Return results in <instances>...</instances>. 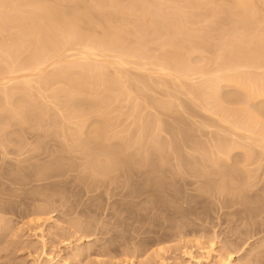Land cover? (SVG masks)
I'll use <instances>...</instances> for the list:
<instances>
[{
    "label": "rangeland",
    "instance_id": "obj_1",
    "mask_svg": "<svg viewBox=\"0 0 264 264\" xmlns=\"http://www.w3.org/2000/svg\"><path fill=\"white\" fill-rule=\"evenodd\" d=\"M65 1L56 15L93 17L78 15L81 35L109 65L74 88L90 77L78 70L91 63L84 35L41 67L37 48L21 51L24 31L9 52L20 23L0 39V264H264V0H250L245 23L234 0H102L110 30L101 2ZM113 29L127 55L99 45Z\"/></svg>",
    "mask_w": 264,
    "mask_h": 264
},
{
    "label": "bare ground",
    "instance_id": "obj_2",
    "mask_svg": "<svg viewBox=\"0 0 264 264\" xmlns=\"http://www.w3.org/2000/svg\"><path fill=\"white\" fill-rule=\"evenodd\" d=\"M33 1H34V0H32V2H33ZM41 1H43V0H41ZM41 1L39 0L38 2H36V0H35V4H36V6H34V4H33L34 2L32 3V5H33V6H32L31 3H30V0H29V1H27V0H0V9H1V10H0V18H1V17H2V18L4 17L3 20H5V19H7V17H8V19H9V20H5V21H8V22H9L8 24H7V23H4L5 27H6V24H7V27H6V28L3 26V24H2L3 22L1 23L2 18L0 19V25L2 24V25L0 26V27H1V28H0V32H1L0 35L3 34V35H2V36H3V39H2V36H0V37H1L0 39H1L2 41H4L5 38L7 37V36L5 37V34H6V33H8V34L11 33V32H8V30L10 31V30L12 29L11 26L14 25V26L16 27V29H17V26H18V25H16L15 23H20V24H19V27H20V28H18V29H19V31H18L19 33H20V30H21L20 36H19V33L15 34V35L18 36L17 38H19V37H21V38L16 39V38H15V35H12V34L9 36V37H11V38L8 37L10 40H9L8 38H6V40H7L10 44H12V46H13L14 48H18V50H15V49L11 46L12 50H14V51L10 50L9 52H12V53H18V52L20 51L19 47H20L21 43H23V41H21V43H18V42L20 41V39H21V40H24L25 37H23V36H29V35H30V39H32L31 37H33V40H36L37 42H39V43L41 44V46H39L40 49H41V51H40V50L38 51V46H37V44H36L37 42H34V41H33V42H34V43H33V42H30V41H29V42L27 43V40H30L29 37H28V39L25 38L24 41L26 42V46H24V45L22 44L24 47H22V45H21V48H22L21 51L23 50V48H24V50H26L25 47H27L28 44H30L32 48H33V47H34V48H37L36 50H37V52H39V53H38L39 55L36 54V53H37L36 50H35V52H34V51H33L34 49H32L33 53H35L34 55H37V56H38L37 59H38L39 61H42V62H40V63H39V61H38V64H39V65H37V67H38V66L41 67V66H43V65L47 62V61H46V57L49 58V59H47V60H49V61H50L51 58H53V57L58 58V57H57L58 54H59L58 56H60V57L62 58L61 54H63V53L60 54V52H63V51H65V50H67L66 44H67V43H68V44H71V43H73V42L79 40V39L82 38V36L85 34V33H84L83 35H81V34L83 33V32H81V30H83V28H84L83 21H84L85 24H87V25H88V24H91L92 22L94 23V20H93L94 18L91 17V16L89 15L90 19L93 18L92 20H90L89 17H88V15H87L88 13L85 15L84 12H82V14L85 15L84 17L87 16V17H86V18H88L87 20H85L84 17H83L84 20H83V19H78V20H77L78 15H79V18H82V16H81L82 14L79 13V14L77 15V18L75 19L76 21H74V20L72 21V20H71V22H73V23H71L70 21H69L70 23L67 22V21H66L67 19H65V21H66V22H65V21H63L64 16H60L61 14L58 15V16L56 15V14H59L58 11H61V10H62V9H61L62 7H60V5H61L62 3H59V2L62 1V0H59V2H55V1H54L55 4H60V5H59L60 10H57V11H56V8H58V5H55V4H54V5H52V6H53V7H52L51 4H50V5L48 4V5H49V6H48V5H45L46 2L41 3ZM44 1H45V0H44ZM56 1H57V0H56ZM64 1H65V0H64ZM66 1H67V3H69L71 0H69V1L66 0ZM66 1H65V4L68 5V4L66 3ZM97 1H98V2H101V5H102V6L100 5V3L97 4V2L95 3L94 6H95V7H96V6H98V7L100 6V7H99L100 10H101V9L103 10V6H104L103 4H104V2H103L102 0H101V1L97 0ZM234 1H235L236 6H237L236 8L239 9V12H238V13H241V12H242V16H243V17H242V18H243L242 21L246 19V20L249 22L250 17L252 18V16H249V15L251 14V13H249V10H250V0H234ZM253 1H254V0H253ZM253 1H251V3H252V8L255 7V6L253 7ZM27 2H29V3H27ZM73 2H75V0H74ZM76 2H77V1H76ZM71 3H72V1H71ZM26 4L28 5V7H29V6H32L31 8H33V9L30 8L32 11H27L29 8L27 7ZM46 4H47V3H46ZM52 4H53V3H52ZM65 4H64V5H65ZM24 5L26 6V9H25V6H24ZM64 5H63V6H64ZM22 6H23L24 8H22ZM55 6H56V7H55ZM19 7H20L21 9H23V10H22L23 13H22V11H18V10H20ZM34 7H35V8H34ZM54 7H55V8H54ZM98 7L94 8V10L96 9L94 12H96L97 10L99 11V8H98ZM27 8H28V9H27ZM97 8H98V9H97ZM118 8H119V9H118ZM2 9L5 10V12H3ZM13 9L16 11V13H17V11H18V16H17V14L14 12ZM30 9H29V10H30ZM58 9H59V8H58ZM117 9L119 10V11L117 10L119 13H120V12L126 13V14H122V13H121V15H127V11H126V10H127L128 8H123V7H119V6H118ZM120 9H121V10L123 9V10L121 11ZM8 10H9V11H10V10H11V11L13 10V12H11V13H13V14L15 13V14L13 15L14 17L11 15V13H10ZM24 10H25V11H24ZM124 10H125V11H124ZM144 10H145V9H142V10H140V11H141V13H142L145 17H147V18H145V19L147 20V19H149V18H148L149 14L146 12V10H145V11H144ZM240 10H242V11L240 12ZM1 11H2V12H1ZM7 11H8V12H7ZM34 11H36V14H35ZM98 11H97L96 14H94V15H97V14H98V16H99V13H100V16H101V11H100L99 13H98ZM129 11H131V10L129 9ZM142 11H143V12H142ZM250 11H254V12H255L256 10H255V8H254V9H251ZM6 12H7V14H6ZM25 12H26V14H25ZM29 12H31V13L29 14ZM32 12H34V13H32ZM57 12H58V13H57ZM102 12H103V11H102ZM256 12H257V11H256ZM2 13H5L7 16L4 15V14H2ZM27 13H28L29 16H31V17H32V14H33V16L36 15L35 17L37 18L38 21H37L36 19H32V20H33V22H32V20H30L31 17L27 16ZM60 13H62V12H60ZM104 13H105V12H104ZM104 13H102V14H104ZM130 13H131V12H130ZM130 13H128V14H130ZM9 14H10L11 16H10ZM21 14H22L23 17H20ZM80 14H81V15H80ZM105 14H106V13H105ZM145 14H146V15H145ZM243 14H244V15H243ZM253 14L255 15V13H253ZM8 15H9L11 18L13 17L12 19L16 18V16L18 17V19H19V18H20V19L18 20V19L16 18V19L18 20V22H16V19L12 20L11 18H9ZM106 15H107V14H106ZM147 15H148V16H147ZM238 15H239V14H238ZM5 16H6V18H5ZM26 16H27L28 18H26ZM59 16H60V18H61V17H63V18L60 19V18H58ZM80 16H81V17H80ZM100 16H99V19H100V18H103L102 16H101V17H100ZM103 16H104V15H103ZM109 16H110V15H109ZM46 17H47V18H46ZM96 17H97V16H96ZM121 17H122V16H121ZM29 18H30V19H29ZM32 18H33V17H32ZM43 18H45L44 21L47 20V19L49 18V20H47L48 22L45 21L47 25H46L45 22L42 20ZM97 18H98V17H97ZM107 19H108V18H107ZM107 19H106L105 16H104L103 20H105V21H104L105 23H106ZM239 19H240V18H239ZM34 20H35V22H36V21H37V22L34 23ZM40 20H41V21H40ZM80 20H81V22H82V23H80V26H81V24H82V29H81V27L79 26V23H78V22H80ZM82 20H83V21H82ZM89 20L92 21V22H91V23H87V22H90ZM100 20H101V19H100ZM100 20H98V21H99L100 23H102L103 20H101L102 22H101ZM10 21H11V22H10ZM12 21H13V23H14L13 25L10 24V23H12ZM14 21H15V22H14ZM39 21H40V22H39ZM86 21H87V22H86ZM247 21H246V22H247ZM254 21H255V20H253V22H254ZM96 22H97V21H96ZM104 22H103L102 24H105ZM240 22H241V21H240ZM243 22H244V21H243ZM248 22H247L246 26H248ZM29 23H33V24H29ZM37 23H38V24H37ZM48 23H49V24H48ZM107 23H108V21H107ZM107 23H106L105 27L108 25ZM241 23H242V22H241ZM244 23H245V22H244ZM34 24L39 25V27H38V26H35ZM109 24H111L112 28L115 27V26H113L114 23L112 24V16H111V18H110V22H109ZM253 24H254V23H252V22L249 23V26H248V27H250V25H253ZM20 25H21V26H20ZM30 25H32V26H30ZM114 25H115V24H114ZM2 26H3V28H5V30L2 28ZM8 26H9L10 28H8ZM14 26H13V27H14ZM29 26H30L31 28H30ZM15 27H14V28H15ZM79 27H80V28H79ZM107 27H108V26H107ZM7 28H8V29H7ZM22 28H23V29H22ZM35 28H36V29L38 28V32H36V33H34ZM108 28H109V29H108ZM108 28H107V30H110V27H108ZM112 28H111V29H112ZM2 29H3V30H2ZM29 29H30V30H31V29H34V31L32 32L33 34L30 33ZM80 29H81V30H80ZM115 29H116V31H118V30H117V29H118L117 27H116ZM115 29L112 30L113 32H112L111 34H110L111 31H110L108 34H109L110 36H112V34H113L114 32L117 34V32L114 31ZM123 29H124V30H123ZM6 30H7V32H4V31H6ZM119 30H120V29H119ZM23 31H24V33H23V36H22V32H23ZM121 31H126V29H125V28H121ZM2 32H3V33H2ZM118 33H119V32H118ZM6 35H7V34H6ZM89 35H90V34H88V36H89ZM119 35H120V34H117V36H116V35H113L112 37H114V39H113V38H107V37H106V38H105L106 43L103 42V41H104V40H103V41H102L103 43H102V44H99V45H100L101 47H103L104 50H105V48L107 49V46H108V51H113V52L116 51V53H118V51H120V50L122 49L121 41H122L123 44H124L123 36L121 37V36H119ZM121 35H123V33H122ZM261 35H262V34H261ZM261 35H260V36H261ZM12 36H14V37H12ZM80 36H81V37H80ZM84 36H85L87 39H89V40H85ZM84 36H83L84 40H85L86 42L89 41V43H88V42H87V43H88L90 46H89V45L87 46V48L81 53L80 57H81V58H85L86 60H91V63H88V64H85V63H84V64H85V67H82V68H81L82 64H81V66H79L80 64H79L78 66H76V63H74L75 65H74V64H73V65L76 66L77 69L80 67L81 69H78V70H80V71H81L82 69H84V72H85V71H86L85 73L88 72V75H90V77L87 76L86 74H84V72H83V70H82V74H84L86 77H84V75H82V76L80 77L81 80H79V78L77 77L75 80L77 81V79H78L79 81H77L78 83H77L76 81H74V83L76 84V85L74 86V88H76L77 85H78V86H82L81 88H83V87H84L83 85H86V84H84V83H87L90 79L92 80L93 77L91 78V76L94 75V74H93L94 72H97V70H99V71H103V70H104V68H103L104 66H103V65H106V67H107V65H109V64H103L102 61H101V63H102L103 65L100 64V60H99V62L96 60V58L98 57V55H95V53L92 52V49L94 50L95 46L98 47V43H99L100 41H98V39H97L98 42L95 41V40H93L94 38H93L91 35L89 36V38H88L86 35H84ZM107 36H108V35H107ZM22 37H23V39H22ZM72 37H73V39L76 38V40L74 39V40H75V41H74V40L72 39ZM91 37H92L93 39H92ZM256 37H258V35H257ZM12 38H13V39H12ZM14 38H15V39H14ZM70 38H71V39H70ZM26 39H27V40H26ZM69 39L71 40V41H70L71 43L69 42ZM107 39H109V40H107ZM120 39H122V40L120 41ZM262 39H263V40H262ZM1 40H0V41H1ZM12 40H14V41L16 40L17 43L14 42V44H13V41H12ZM18 40H19V41H18ZM72 40H73V42H72ZM256 40H258V43H261V44L264 45V38H263V35H262L261 38H259V37L256 38ZM259 40H260V41H259ZM11 41H12V42H11ZM31 41H32V40H31ZM91 41H92L93 43H92ZM108 41H110V42H108ZM90 42H91V43H90ZM95 42L97 43V45L95 44ZM184 42H185V43H184ZM184 42L182 41L181 43H178V46H179V44H180V46H179V50H181L182 47H183V49H184L183 51H188V50H186V49H188L189 46H188V48H186V46L189 45L191 41H189V40H188V41L184 40ZM15 43H16V44H15ZM109 43H110L111 47H112L113 44L115 45L114 47L111 48V50H109V48H110V47H109V46H110ZM112 43H113V44H112ZM183 43L185 44V46H184ZM191 43H192V42H191ZM258 43H257V49L259 48V51H260V50L263 51V49H264L263 45H262V46H261V45L259 46ZM17 44H18L19 46H17ZM24 44H25V43H24ZM33 44H34V45H33ZM35 44H36V46H35ZM103 44H104V45H105V44H108V45H105V46H104ZM135 44H136V46L138 47V45H137L138 43H135ZM15 45H16L17 47H16ZM91 45H92V46H91ZM93 46H94V47H93ZM123 46H124V45H123ZM134 46H135V45H134ZM136 46H135V47H136ZM92 47H93V48H92ZM184 47H185L186 49H185ZM261 47H263V49H262ZM11 48H10V49H11ZM27 48H28V47H27ZM180 48H181V49H180ZM260 48H261V49H260ZM95 49H97V48H95ZM112 49H113V50H112ZM114 49H115V50H114ZM124 49L126 50V47L123 48V51H125ZM129 49H130V48H129ZM133 49H135V48H133ZM133 49H131V50H133ZM24 50H23V51H24ZM117 50H118V51H117ZM131 50H128V51H131ZM238 50H239V49H238ZM181 51H182V50H181ZM50 52H51L52 56L49 57L48 54H50ZM52 52H54V55H53ZM120 53H121V55H122V54L125 53V52H121V51H120ZM120 53H118V54L120 55ZM256 53H257V54H256ZM258 53H259V52L256 50V52L254 51V53H252L250 56H251V57H252V56L254 57V55H255V57H254V59H255V58L258 57ZM260 53H261V55H260ZM260 53H259V57L257 58V62H258V61H261V60H258V59H262L260 56H264V51H263V52L260 51ZM56 54H57V55H56ZM142 54H143V53H142ZM144 54H145V53H144ZM174 54L178 55V53H174ZM47 55H48V56H47ZM123 55H127V53H126V54H123ZM176 55H173V56H174L175 58H177ZM238 55H239V54H238ZM238 55H236V57H238V58H241V57H242V56L240 57L241 54H240L239 56H238ZM256 55H257V57H256ZM39 56H41V57H39ZM250 56H249V57H250ZM60 57H59V58H60ZM117 57H118V56H117ZM117 57H115V58H117ZM170 57L173 58V59H175V58L172 57V56H170ZM170 57L168 58L169 60L171 59ZM178 57H181V56L178 55ZM253 57H252L251 59H253ZM61 58H60V59H61ZM107 58H108V57H107ZM118 58H119V57H118ZM118 58L116 59V60H117L116 65H120V66H121V65H124V64H123L124 62H122L123 60L120 61V59H118ZM40 59L45 60V62H43V60H40ZM53 59H54V58H53ZM111 59H112V58H111ZM113 59H114V58H113ZM249 59H250V58H249ZM251 59H250V60H251ZM254 59H253V61L256 62ZM116 60H114V61H116ZM118 60H119V61H118ZM253 61H252V62H253ZM121 62H122V64H121ZM257 62H256V64H257ZM104 63H105V62H104ZM106 63H109V62H106ZM260 63H261V62H259L258 64H260ZM84 64H83V65H84ZM171 64H173V63H171ZM171 64L169 63V65H170L169 67L172 66ZM258 64H257V65H258ZM73 65L71 66V68L69 67L71 70H69L68 68L65 67V66H68V65H65L64 67H65L66 69H68V70L71 72V71L75 68V67H73ZM102 66H103V67H102ZM176 66H177V65H176ZM176 66L174 67V65H173L172 69H170L169 67H168V69H167V67L164 66V67H162V69H163V68H166V69H167L166 71H169V72H170V70H171L172 73L175 72L174 74H176V75L178 74V76H179L180 74H179L178 72H180L181 70H183V68H181L180 66H178V67H180V68H178V69H180V71H179V70H177ZM37 67H36V68H37ZM64 67L62 66V69H63ZM72 67H73V69H72ZM36 68H35V69H36ZM76 68H75L73 71H76V70H77ZM173 68H174L176 71L173 70ZM169 69H170V70H169ZM36 70H38V69H36ZM63 70H65V69H63ZM68 70H67V72H65V74H66V73H70ZM58 71H59V72H58ZM58 71L55 72L56 74H52V77H55V76H57V75L59 76V75H62V74L64 73V72L62 73L61 69L58 70ZM65 71H66V70H65ZM166 71H165V72H166ZM177 71H178V72H177ZM186 71H187V69H186ZM236 71H237V70H235V72H236ZM160 72H164V70H161ZM176 72H177V73H176ZM42 73H43V72H42ZM42 73H41V75H42ZM57 73H58V74H57ZM180 73H183V75H184L185 72L181 71ZM91 74H92V75H91ZM234 74H235V73H234ZM234 74H232V75H234ZM239 74H240V76H242L241 73H239ZM11 75H14V74H11ZM99 75H100V74H99ZM102 75H103V74H102ZM183 75H182V76H183ZM235 75H236V74H235ZM237 75H238V73H237ZM237 75H236L235 77L238 78L239 75H238V76H237ZM97 76H98V75H97ZM100 76H101V75H100ZM83 77H84V78H83ZM230 77L232 78L233 76H229V78H230ZM235 77H233L232 79L230 78L231 80L229 79V81H231V82L235 81V82H236V80H234ZM30 78H32V76H30ZM30 78L28 77L27 79L30 81ZM43 78L45 79V82H46V83L49 82V80H48L49 78H48V77H47V80H46L45 77H43ZM43 78H41L40 80H43ZM82 78H83V79H82ZM85 78H88L89 80H88V79L86 80ZM237 78H236V79H237ZM19 79H20V78H19ZM27 79L24 78V77L22 78L23 81H24V80H27ZM177 79H178V78H177ZM214 79H215V78H214ZM243 79H244V77H243ZM243 79H242V78L239 79V80L237 79L238 81L242 80V81H241L242 83L239 82L240 85L238 84V81H237V86H239V87L241 86V89L247 88V87L245 86L244 83H246V81H248V78H247V80H246V77H245V82L243 81ZM3 80H4V79H3ZM15 80H16V79H15ZM83 80H86V81H83ZM232 80H233V81H232ZM81 81H83V84L81 83ZM8 82H10V81H8ZM25 82H26V81H25ZM25 82H24V84H25ZM27 82H28V81H27ZM45 82H44V83H45ZM214 82H215V81H214ZM81 84H82V85H81ZM111 84H112V83H111ZM243 84H244V85H243ZM246 84H247V83H246ZM204 85L207 86L206 84H202V88L205 87ZM210 85H211V84H210ZM199 86H200V89L198 88V86H197V87H194L195 89L197 88V90L195 91V90L193 89V92L195 91V92L197 93L198 90H201V91H198V95L201 97L200 94H202V90H203V89L201 88V85H199ZM242 86H245V87L242 88ZM210 87H211V86H210ZM205 88H206V87H205ZM211 88H212V87H211ZM77 89H78V88H77ZM79 89H80V87H79ZM247 90H248V89H246V91H247ZM195 92H194V93H195ZM199 92H201V93H199ZM263 92H264V90H263ZM250 94H252V93H250ZM109 159L112 161L111 158H108V160H109ZM108 160H107V161H108ZM110 160L108 161V163H106V165L109 164ZM110 164H111V163H110ZM108 166H109V165H108ZM125 171H126V170H125ZM123 189H125V188L123 187ZM144 189H145V192H147V193L149 192L150 194L153 193V190L156 191V187H154L153 185H146V186L144 187ZM148 189H149V190H148ZM166 191L169 192V196H171V197L174 196V198H175V197H176V198L178 197L177 194H175V192H178V191H176V188H175L174 186H173L172 188H171V187L166 188ZM151 192H152V193H151ZM150 194H149V196H150ZM153 195H154V194H153ZM151 196H152V195H151ZM210 247H214V243L211 244ZM187 255H188L191 259L195 260V257L192 256L191 253H188ZM209 255H210V254H209ZM209 255H208V257H210ZM232 258H233V256H228L227 259H226L224 262L222 261V260H224V259H221V261H222L221 264H231V263H232ZM196 261H197V264H201V263H202L199 259H198V260L196 259Z\"/></svg>",
    "mask_w": 264,
    "mask_h": 264
}]
</instances>
